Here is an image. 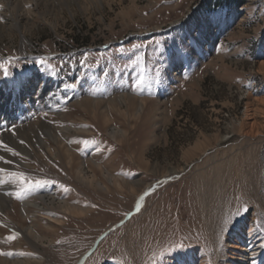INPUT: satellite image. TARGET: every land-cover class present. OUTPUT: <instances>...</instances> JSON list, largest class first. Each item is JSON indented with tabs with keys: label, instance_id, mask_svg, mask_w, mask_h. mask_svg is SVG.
<instances>
[{
	"label": "rangeland",
	"instance_id": "rangeland-1",
	"mask_svg": "<svg viewBox=\"0 0 264 264\" xmlns=\"http://www.w3.org/2000/svg\"><path fill=\"white\" fill-rule=\"evenodd\" d=\"M70 1L34 16L23 36L15 26L0 33V89L35 84L33 101L0 130L46 121L59 135L28 154L9 145L19 155L5 157L13 163L0 166V185L15 186L7 212L16 225L0 210V264H77L83 255L81 264H134L139 253L140 264H184L194 251L226 264L241 222L264 243V136L240 144L246 105L264 119V0ZM121 95L126 102L110 101ZM13 172L49 183L18 198ZM22 200L39 207L23 216ZM207 209L222 211L218 252ZM24 226L41 239L26 240Z\"/></svg>",
	"mask_w": 264,
	"mask_h": 264
},
{
	"label": "bare ground",
	"instance_id": "bare-ground-1",
	"mask_svg": "<svg viewBox=\"0 0 264 264\" xmlns=\"http://www.w3.org/2000/svg\"><path fill=\"white\" fill-rule=\"evenodd\" d=\"M61 3L64 5H69L71 1L70 0H0V33H2L9 26H15L20 30L23 36L26 25L30 23L31 19H33L34 16L39 15L41 18L45 19L48 17L47 15H52V12L55 10L56 5ZM27 6L30 8H28ZM3 19L4 21H2ZM259 66H260L259 68L262 69V71H264V60L259 62ZM34 85L35 84L33 83V81L29 83H25L22 87L17 89L14 95H11V93L8 90L0 89V127L2 126V120L10 119V118H18V119L20 118V114L23 108H25V106L29 104L28 102L33 101L32 98L34 97V95L32 93L35 92ZM116 99H118L121 103H123L127 101L128 97L125 95H121L116 98L110 99V101H114ZM258 100L263 105L260 108H258L257 114L260 115L262 118H264V99L259 98ZM119 101L116 102L119 103ZM99 104L101 103L99 102ZM142 104L143 101L140 102L139 108L137 109L138 111L141 110ZM249 105L250 104L246 105L245 107L244 120L242 121V125H241V129H243L244 132V137L242 138V141L240 143L242 149L245 146L253 145L255 142H258V140H260L261 137L264 136V119L262 121H258L256 118L257 116L256 113L251 111ZM70 129H71L70 127L64 128V130H68V131ZM61 131H63V129H61ZM0 135H1L0 141H3L8 145L15 146L21 152H24L26 154L31 152L30 147L32 149L34 148L50 149L51 144L48 142L47 139H50L52 142L59 141L58 140L59 135L55 134L53 128L46 121H42L39 123H31L27 126L21 125L17 127L13 133L0 130ZM32 136L35 137V141L32 140ZM21 141H23V143L24 142L28 143L29 147L21 143ZM66 151L69 153V155H71L69 148H66ZM0 155L7 157L8 153L0 150ZM209 156L211 159L213 157V154L212 153L207 154L205 159ZM20 162L22 164L24 163L22 161ZM6 165L7 164L4 161H0V166L6 167ZM249 178H250V183L254 189V194L259 197V186L258 183L256 182V179H254L251 176ZM167 179L168 177L162 178L159 182H157V185H160L162 182H164ZM14 188L15 186L12 183H5L0 185V210L2 212H5L6 217L10 221H12L13 224L16 225L12 217H10L7 212V208H9L10 205L13 206L12 198H13ZM142 194H144V192H142ZM142 196L139 197V202L141 201L140 198ZM221 197H223V194H221L220 198ZM36 198L46 202L44 194L36 195ZM20 205L23 216H25L28 206L39 207V203L37 200H22ZM63 206H65L67 209L70 208V206L66 204H63ZM214 211L217 216L216 215L213 216L212 212L208 209L205 212L203 211V215H204L203 219H204V226L206 227L208 234L213 242L212 244L214 245L215 249L218 252L223 237V233L222 236H220L219 234L220 229L222 227L223 215H222V211L219 209ZM252 216L253 215H248L247 218L250 219L252 218ZM243 226H245V223L241 222L237 227V229L235 230L236 232L233 234V238L228 239V246L230 248V251L228 253V261L226 262V264H255L254 263L255 257H258L259 261L264 263L263 240L261 241V239L255 238L253 235H250L249 233L251 231V228L249 226L247 228H243ZM19 232L26 240L31 242L32 241L35 242L36 240L38 241L41 239L35 234L31 226L19 227ZM124 246L126 248V252L133 256L134 253L132 252L131 249V243L128 240L126 241L124 240ZM196 255H197V251H194L190 259L184 260V264H207L204 257H201L200 260H198L196 258L197 257ZM140 258H141V253H139L136 258L134 257L135 259L134 264H140ZM5 264H32V261L28 259L24 260L19 258L6 259ZM171 264H178V263L174 261Z\"/></svg>",
	"mask_w": 264,
	"mask_h": 264
},
{
	"label": "snow or ice",
	"instance_id": "snow-or-ice-1",
	"mask_svg": "<svg viewBox=\"0 0 264 264\" xmlns=\"http://www.w3.org/2000/svg\"><path fill=\"white\" fill-rule=\"evenodd\" d=\"M205 24H207L209 27L212 26V24L214 23V20L212 17H207L205 19ZM40 63H44L43 60L40 61ZM4 75L8 76L9 73L7 72V70H4ZM143 77H141L140 79H138L136 81V84L139 85L142 83ZM21 143H23V141H21ZM0 150H2L3 152L6 153H10L12 156H18L19 153L16 152L12 147H10L8 144L4 143L3 141H0ZM0 161H4L5 163H13L11 160H5V157L3 155H0ZM6 171V169L4 168H0V172H4ZM11 175L14 177V179L16 180V182H18L21 185L20 191L17 192V197H21L23 194H26L27 192L31 191L33 188L35 187H42L45 184L49 183L48 180H35L32 181L27 174L23 173V172H13L11 173ZM148 193H145V195H147ZM141 200L143 199V196L140 198ZM137 209H139L141 207V205L139 203H137L136 205ZM247 210V209H246ZM183 248V245H179L173 249H171V251L178 253L179 250Z\"/></svg>",
	"mask_w": 264,
	"mask_h": 264
},
{
	"label": "water",
	"instance_id": "water-1",
	"mask_svg": "<svg viewBox=\"0 0 264 264\" xmlns=\"http://www.w3.org/2000/svg\"><path fill=\"white\" fill-rule=\"evenodd\" d=\"M84 256H85V255H83V256L81 257V259H83ZM81 259H80V260H81Z\"/></svg>",
	"mask_w": 264,
	"mask_h": 264
}]
</instances>
